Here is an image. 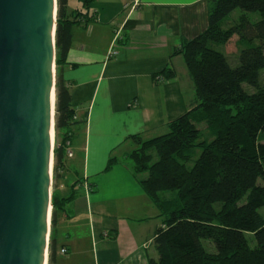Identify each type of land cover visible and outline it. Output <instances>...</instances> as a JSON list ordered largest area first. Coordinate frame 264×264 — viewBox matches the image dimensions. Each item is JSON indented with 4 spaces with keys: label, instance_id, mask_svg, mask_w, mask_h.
I'll list each match as a JSON object with an SVG mask.
<instances>
[{
    "label": "trees",
    "instance_id": "16d2710c",
    "mask_svg": "<svg viewBox=\"0 0 264 264\" xmlns=\"http://www.w3.org/2000/svg\"><path fill=\"white\" fill-rule=\"evenodd\" d=\"M78 1L86 12L67 13L68 0H57L53 183L64 170L69 130L76 123L62 71L70 64L71 27L95 19L87 12L93 0ZM207 13L206 29L173 51L182 55L193 98L154 138L161 156L139 179L161 221L148 264H264V216L258 210L264 206V0H209ZM234 35L236 66L222 49ZM254 47L259 59L250 52ZM159 74L170 79L176 72L166 66ZM169 143L176 149L164 153ZM74 186L66 196L52 190L47 264H56L57 213L74 198Z\"/></svg>",
    "mask_w": 264,
    "mask_h": 264
},
{
    "label": "crops",
    "instance_id": "0c3cea01",
    "mask_svg": "<svg viewBox=\"0 0 264 264\" xmlns=\"http://www.w3.org/2000/svg\"><path fill=\"white\" fill-rule=\"evenodd\" d=\"M81 6L68 0L67 13ZM208 6L209 0H93L87 12L95 19L72 25L70 64L62 71L76 123L69 130L72 155L52 189L57 193L66 174L73 177L69 189L57 194L66 196L72 183L76 194L57 213L56 264H148L155 255L159 210L139 179L161 156L154 138L193 98L182 55L173 51L206 29ZM116 29L122 39L113 44ZM110 48L118 54L108 57ZM166 66L175 77L158 80ZM175 149L169 143L164 153Z\"/></svg>",
    "mask_w": 264,
    "mask_h": 264
},
{
    "label": "water",
    "instance_id": "95a60500",
    "mask_svg": "<svg viewBox=\"0 0 264 264\" xmlns=\"http://www.w3.org/2000/svg\"><path fill=\"white\" fill-rule=\"evenodd\" d=\"M56 14L57 0H0V264L48 253Z\"/></svg>",
    "mask_w": 264,
    "mask_h": 264
},
{
    "label": "rangeland",
    "instance_id": "374dc122",
    "mask_svg": "<svg viewBox=\"0 0 264 264\" xmlns=\"http://www.w3.org/2000/svg\"><path fill=\"white\" fill-rule=\"evenodd\" d=\"M72 1H74V0H70V4L72 3ZM238 14H239V11L236 9L233 11L232 16L236 17ZM250 16L252 19H256V18H258L259 15H258V13L254 12V13H250ZM238 48H239L238 36H236V35H234V37L227 44H225L222 47L224 53L226 54V56H227V58H228V60L232 66H236L239 62V60L237 59ZM250 52L254 56V58H256V59L260 58L261 53H260L259 47L252 48ZM260 77L262 80H264L263 68L260 69ZM244 88L247 89L248 91L253 90V88L249 87L246 84H244ZM199 127H203V125H199ZM141 175H142V177L146 176V174H144V173H141ZM64 177H67V178L63 179ZM64 177L60 180L59 186L57 187V193L60 195L67 192V190L69 189L68 186L70 185V183L73 180V177L68 176V175L66 176V174L64 175ZM52 186H53V179H52ZM258 210L264 216V206H261Z\"/></svg>",
    "mask_w": 264,
    "mask_h": 264
},
{
    "label": "built area",
    "instance_id": "2783aa9c",
    "mask_svg": "<svg viewBox=\"0 0 264 264\" xmlns=\"http://www.w3.org/2000/svg\"><path fill=\"white\" fill-rule=\"evenodd\" d=\"M120 39H122V35H121V32H120V29H116L114 31L113 44L117 43V41H119ZM117 54H118V52H117V50L115 48H110L109 51H108V57H113V56H116ZM156 78L158 80L159 79H163L162 75H158ZM68 146H69V141L67 140V142H66V156H71L72 152H71V150L69 149ZM60 252L64 253L65 249H61Z\"/></svg>",
    "mask_w": 264,
    "mask_h": 264
},
{
    "label": "bare ground",
    "instance_id": "6f19581e",
    "mask_svg": "<svg viewBox=\"0 0 264 264\" xmlns=\"http://www.w3.org/2000/svg\"><path fill=\"white\" fill-rule=\"evenodd\" d=\"M54 135H55V133H54ZM50 232V231H49ZM47 253V252H46ZM47 256H48V253L47 254H45V257H44V264H47Z\"/></svg>",
    "mask_w": 264,
    "mask_h": 264
}]
</instances>
